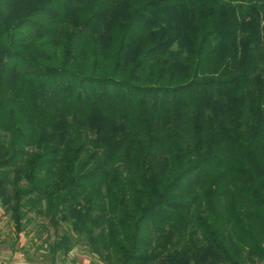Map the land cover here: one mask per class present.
I'll list each match as a JSON object with an SVG mask.
<instances>
[{"label": "trees", "instance_id": "obj_1", "mask_svg": "<svg viewBox=\"0 0 264 264\" xmlns=\"http://www.w3.org/2000/svg\"><path fill=\"white\" fill-rule=\"evenodd\" d=\"M0 202L105 264H264V0H0Z\"/></svg>", "mask_w": 264, "mask_h": 264}, {"label": "rangeland", "instance_id": "obj_2", "mask_svg": "<svg viewBox=\"0 0 264 264\" xmlns=\"http://www.w3.org/2000/svg\"><path fill=\"white\" fill-rule=\"evenodd\" d=\"M22 230L17 232L8 210L0 202V262L17 264H105L79 241L63 254L54 255L50 243L64 225L54 227L47 216L35 210L27 212ZM190 264H193L190 262Z\"/></svg>", "mask_w": 264, "mask_h": 264}, {"label": "built area", "instance_id": "obj_3", "mask_svg": "<svg viewBox=\"0 0 264 264\" xmlns=\"http://www.w3.org/2000/svg\"><path fill=\"white\" fill-rule=\"evenodd\" d=\"M0 264H17L15 262H9V261H3V262H0Z\"/></svg>", "mask_w": 264, "mask_h": 264}]
</instances>
